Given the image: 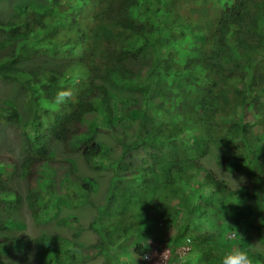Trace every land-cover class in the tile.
I'll return each mask as SVG.
<instances>
[{
    "label": "trees",
    "instance_id": "1",
    "mask_svg": "<svg viewBox=\"0 0 264 264\" xmlns=\"http://www.w3.org/2000/svg\"><path fill=\"white\" fill-rule=\"evenodd\" d=\"M38 1L0 18V78L16 82L53 120L49 131L23 130L25 178L52 162L51 140L71 152L94 110L118 137L116 99L128 91L146 115L128 149L143 148L150 162L130 172L120 167L110 208L93 224L119 236L134 222L147 226L146 235L165 223L176 228L174 250L189 247L188 264H220L234 247L264 264V255L234 233L252 227L251 217L264 229V0ZM19 120L14 106L0 105V126ZM213 148L220 169L241 171L243 185L232 189L204 166ZM80 153L88 166L105 155L93 138ZM14 168L0 157V264H18L30 253L38 264H54L62 239L13 233L10 222L24 199L10 183ZM181 184H204L202 191L218 199L192 204ZM33 185L26 201L40 223L55 206ZM75 188L72 201L93 184ZM133 250L143 254L141 240Z\"/></svg>",
    "mask_w": 264,
    "mask_h": 264
},
{
    "label": "rangeland",
    "instance_id": "2",
    "mask_svg": "<svg viewBox=\"0 0 264 264\" xmlns=\"http://www.w3.org/2000/svg\"><path fill=\"white\" fill-rule=\"evenodd\" d=\"M38 0H0V18L10 19L23 4ZM40 2V1H38ZM0 53L5 52L1 44ZM55 96V92H52ZM140 97L130 92H121L116 99L119 123L115 130L119 136L115 137L108 126V120L100 111L94 110L88 116L90 122L81 131V135L74 138L72 151H66L64 146L56 140L50 141L51 163L38 169L32 179H26L22 169L24 159L23 130L26 125L32 128L39 127L49 131L53 127V120L28 100L26 92L21 90L14 81L0 78V105H12L19 112L20 120L16 123H5L0 126V157L10 158L14 163L15 171L11 178V186L24 198L19 213L12 219L10 225L16 235L25 234L32 240L40 235H50L62 239L55 247L54 264H188L184 252L188 246H181L174 250L172 240L176 234L175 226L168 227L160 223L156 231L147 234V226L140 227L138 223H131L124 229L123 235H114L103 231L101 223H94L96 217L110 208L109 197L114 189L117 175L126 169V172L149 164V156L143 148L128 149L135 139L136 132L146 118L143 111L134 107V101ZM140 103V102H139ZM127 109H132L128 118ZM145 116V117H144ZM30 127V128H31ZM100 142L104 149L103 161L95 160L93 166H88L80 153L86 139ZM72 146V145H71ZM218 150L213 148L211 154L202 160L218 182L223 181L235 189L245 183V176L239 170L230 168L220 169L216 163ZM44 179V187L40 184ZM93 184L91 192L82 195L80 200L72 201L70 196L77 191L75 185L84 181ZM33 181L44 188V196L53 203V210L42 220L36 223L26 201V195L34 188ZM181 188L191 199L192 204L202 203V199H218L194 186L181 184ZM41 193V194H42ZM203 194V197H200ZM109 218H112L109 216ZM93 224V225H92ZM250 225L243 230L235 231L242 235L249 244V249L264 255V229L259 226L258 217H251ZM207 229L211 230L210 227ZM98 230V231H97ZM101 235V238H100ZM237 238V235L235 239ZM137 240H141L144 250L142 255L134 253ZM176 252V253H175ZM182 260L174 263L175 256ZM18 264H38L33 253L23 257Z\"/></svg>",
    "mask_w": 264,
    "mask_h": 264
},
{
    "label": "clouds",
    "instance_id": "3",
    "mask_svg": "<svg viewBox=\"0 0 264 264\" xmlns=\"http://www.w3.org/2000/svg\"><path fill=\"white\" fill-rule=\"evenodd\" d=\"M65 94H61L63 96ZM220 264H253L249 251L242 247H234L223 251Z\"/></svg>",
    "mask_w": 264,
    "mask_h": 264
},
{
    "label": "built area",
    "instance_id": "4",
    "mask_svg": "<svg viewBox=\"0 0 264 264\" xmlns=\"http://www.w3.org/2000/svg\"><path fill=\"white\" fill-rule=\"evenodd\" d=\"M228 237H229V239H233V238L235 237V235H234V234H230ZM188 252H189V247H188V249L184 252V255L187 256Z\"/></svg>",
    "mask_w": 264,
    "mask_h": 264
}]
</instances>
